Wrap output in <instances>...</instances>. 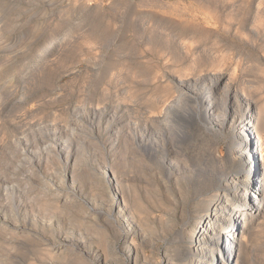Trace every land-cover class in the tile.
Segmentation results:
<instances>
[{
	"label": "rangeland",
	"instance_id": "obj_1",
	"mask_svg": "<svg viewBox=\"0 0 264 264\" xmlns=\"http://www.w3.org/2000/svg\"><path fill=\"white\" fill-rule=\"evenodd\" d=\"M216 78L252 104L264 168V0H0V264H186L170 238L242 198L223 181L235 130L197 113ZM209 153L210 198L168 230ZM247 229L240 262L264 264V210Z\"/></svg>",
	"mask_w": 264,
	"mask_h": 264
},
{
	"label": "bare ground",
	"instance_id": "obj_2",
	"mask_svg": "<svg viewBox=\"0 0 264 264\" xmlns=\"http://www.w3.org/2000/svg\"><path fill=\"white\" fill-rule=\"evenodd\" d=\"M218 82H219V78H216L213 86L208 90V92L204 93L203 95H201L198 98L199 104L203 108L201 109V111H197V113L202 115L200 117L203 119L204 122H206L208 124L210 123V122H208L209 118H211L213 120V122H215L216 124H218L221 127H222V125H224L225 123L230 121L229 123H230L231 129L235 130L233 132L234 133L233 134L234 141H233L232 147H231V149L233 150V152L231 153L233 158L231 157V155H229L227 153L228 155H226V158L223 161L232 166L233 162L238 160V161H240V166H242V167L239 170H237L235 173L227 176V178H225L223 181L227 187H229V186L232 187L231 189H232L233 193H241L242 198L240 201L237 200L236 203L235 202L229 203V205H228L227 204L228 200H226L224 198L223 199L218 198V195H215V196H217L215 201L211 204L206 205L204 213L202 214L201 217H199L198 222H196V225L194 226V228H192V230L190 229V226L187 225V222H186L182 225L181 229L179 228L180 229L179 233L176 234V236H174L172 239L170 238V240L168 241V244H167V250L169 248L172 249V253L175 254V257L179 256V255L184 256L186 258V264H242V262L244 260V255H242V240L245 237L244 234L246 232V229L250 225V221H251L252 217L255 214H259L261 212V210H264L263 209L264 203L262 202V194L264 191V168H263V164H262L263 160H262V155H261L262 154L261 149H262V142L263 141L261 142V140L259 139V136L256 132L257 125L255 126L256 128L252 129L253 133L247 131L249 126L251 125V123L253 121V116H254L253 115V106L250 102H248L247 99H244V97H245L244 95H242V97H241V96L237 95V93L232 94L229 92L230 90H227L225 88V86L222 89H220L218 87ZM186 105H188V104H186ZM201 106H200V108H201ZM240 106H243V108L241 110L242 113L239 111ZM180 108H179V110H180ZM183 111H184V113H186L185 109ZM188 111L189 110L187 109V114H181L182 116L179 115L180 116L179 118L182 117L183 123H186V125H191L192 123H194V119L197 116V114H194V112H191V113H193V115H194L193 116L191 113L189 114ZM192 111H193V109H192ZM237 112H240L239 116L236 115ZM180 113H182V112H180ZM179 118L177 116V119H179ZM182 127H183V124H182ZM172 132H173V129H172ZM179 132H181V130ZM179 132H177V133H179ZM183 132H181V136L178 134V136H175V137H177V138L179 137L178 140L183 139V134H182ZM196 133H198V132H196ZM180 137H181V139H180ZM185 138H184V140L186 142L187 139H185ZM173 141H174V139H173ZM179 143H182V142H179ZM174 145H176V144H174ZM178 145H181V144H178ZM185 145L187 146V144H185ZM142 148H144V147H142ZM159 148H161V147H159ZM145 149H146V147H145ZM147 150H148V152H150L151 149L149 150V148H148ZM153 150H154V148H153ZM185 152H187V150ZM200 153H197V154L199 155ZM205 153L207 154V152H205ZM154 154L155 155L151 156V158L154 157L153 159L155 161H153V160L152 161L155 162V164L157 163L158 165L157 164L156 165L159 166V168L165 167V165H167V164H165V162L163 160L158 158L156 153H154ZM164 156H162V157H164ZM197 156H196V158H197L196 160H198L196 162L197 163V167H196L197 169L196 168L195 169L196 170L199 169L198 171H196L197 173L198 172L199 173L198 174L194 173L197 175V178H195V181H194L196 186L192 185L191 189H189L190 193H187L183 199H180L181 201L182 200L183 201H182V203L179 202V204H178L179 207H180V204L182 205L184 203H187V204L189 203L190 205H193V204L197 203L201 198H204V199L206 198V200H207L208 198H210L209 197L210 195L207 193V191L212 186H215L216 183L218 182V178H216L217 181H215L214 180L215 177L212 176V173H214L213 172L214 168H212V167L216 166V164L219 163V160H217V158H215V156H212L210 153L208 155L209 158H206V159L203 157H202V159H199L200 157H197ZM194 157H193V159H194ZM206 157H207V155H206ZM155 164H154V167H155ZM208 165H210V167H208ZM204 166H206L205 168H207V167L208 168L205 169ZM171 169H173V167H171ZM256 175H258V180L255 181L254 177ZM109 176H110V174L105 172L104 177L109 178ZM216 177H218V176H216ZM224 177H225V175H224ZM188 181H189V179H188ZM106 182L109 184V182L112 183V180H110V181L106 180ZM195 187H197V189H195ZM114 201H113L111 207H112L113 211H115L116 213H120V207L121 206L119 203L114 202ZM173 201H174L173 203L175 204V206H177V203H178V202H176L177 200L174 199ZM203 202H205V200ZM180 208L181 209H180L179 213L176 212L175 207H174V209L170 213L168 212L169 214H166V216L168 218V219L166 218V224H167L166 227L168 230H171L175 226L176 220L174 222V219L176 218V216H178V218L180 220H182L184 215L187 214V213H185L186 209L184 212L183 207H180ZM185 208H187V207H185ZM139 209H141V208H139ZM127 211H129V210H127ZM101 214H103V213H101ZM131 214H132V212H131ZM126 216H127V222L129 223V225L133 224L132 223V217L133 216L131 217V215L129 213ZM163 219H164V217H163ZM163 221H165V220H163ZM241 225L243 227L240 228ZM174 230H172V231L174 232ZM129 232H130V230H129ZM193 232H196L195 237L192 238V241L187 246V249L182 250V252H180L181 250L178 247L180 245L182 246L181 237H183V235H186V234H188L189 236H192ZM126 239H127L126 234L119 235L116 242H123V241L125 242ZM129 251H130V249L128 250V252ZM167 253H169V252L166 251L164 253L166 255V257H165L166 259L162 263H158V264H174L175 263V262L173 263L174 260ZM129 258H130V256H129ZM169 259H172V260H169ZM240 259H242V262H240Z\"/></svg>",
	"mask_w": 264,
	"mask_h": 264
},
{
	"label": "built area",
	"instance_id": "obj_3",
	"mask_svg": "<svg viewBox=\"0 0 264 264\" xmlns=\"http://www.w3.org/2000/svg\"><path fill=\"white\" fill-rule=\"evenodd\" d=\"M253 129V128H252ZM251 133H253V130H251Z\"/></svg>",
	"mask_w": 264,
	"mask_h": 264
}]
</instances>
